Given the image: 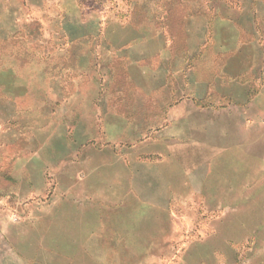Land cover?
Listing matches in <instances>:
<instances>
[{
  "label": "rangeland",
  "instance_id": "obj_1",
  "mask_svg": "<svg viewBox=\"0 0 264 264\" xmlns=\"http://www.w3.org/2000/svg\"><path fill=\"white\" fill-rule=\"evenodd\" d=\"M57 1L0 0V264H116L122 257L84 256L78 245L96 233L106 252L105 225L71 224V248L62 245L63 161L48 171L33 156L53 135L48 152L79 150L90 126L78 119L95 121L94 103L142 122L149 89L153 120L191 79L221 88L222 67L232 74L264 57V0ZM106 131L90 147L110 144ZM214 215L224 238H198L210 225L170 224L163 254L136 264H264V207Z\"/></svg>",
  "mask_w": 264,
  "mask_h": 264
},
{
  "label": "crops",
  "instance_id": "obj_2",
  "mask_svg": "<svg viewBox=\"0 0 264 264\" xmlns=\"http://www.w3.org/2000/svg\"><path fill=\"white\" fill-rule=\"evenodd\" d=\"M63 1L54 4L62 7ZM86 45L69 40V46ZM251 59L253 66L232 74L222 67L221 88L214 85L203 92L198 79H191L185 93L174 91L179 98L173 103L157 106L159 115L153 120L150 89L142 122L94 103L100 115L95 121L78 119L90 127L74 154L61 147L48 152L53 135L46 152H36L33 161L47 170L63 161L56 172L62 179L60 200L68 209L58 219L66 224L62 245L71 248V224L105 225L108 250H102L100 235L84 234L78 243L82 254H106L122 257L116 264H136L145 256L163 254L167 234L177 230L170 224L210 225L198 238L222 239V231L213 226L220 220L214 217L216 210L224 220L231 210L263 208L264 57ZM106 129L115 146L90 147Z\"/></svg>",
  "mask_w": 264,
  "mask_h": 264
}]
</instances>
